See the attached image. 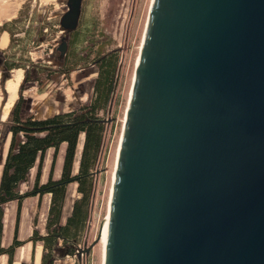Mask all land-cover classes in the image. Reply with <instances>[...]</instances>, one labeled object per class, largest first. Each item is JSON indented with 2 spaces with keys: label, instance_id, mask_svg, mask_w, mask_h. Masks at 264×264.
<instances>
[{
  "label": "water",
  "instance_id": "1",
  "mask_svg": "<svg viewBox=\"0 0 264 264\" xmlns=\"http://www.w3.org/2000/svg\"><path fill=\"white\" fill-rule=\"evenodd\" d=\"M108 215L104 264H264V0L152 1Z\"/></svg>",
  "mask_w": 264,
  "mask_h": 264
},
{
  "label": "rangeland",
  "instance_id": "2",
  "mask_svg": "<svg viewBox=\"0 0 264 264\" xmlns=\"http://www.w3.org/2000/svg\"><path fill=\"white\" fill-rule=\"evenodd\" d=\"M66 2L67 0H0V23L12 15L2 16L5 10L12 12L13 9L14 15L17 11L15 8L18 7L28 13L26 17L21 18V22L9 24L8 28L13 32L11 47L3 49L4 39L0 38L2 42L0 44V165L3 163V156L9 145L8 128L12 109L20 94L23 96L24 115L46 118L61 112L79 110L91 102L98 75V67L94 63L96 56L99 53L117 52L119 60L114 91L106 111L100 113L105 121V133L101 152L93 170L94 179L89 200L87 227L79 244L85 249L97 239L108 216L119 143L152 0H85L82 8V23L87 26L85 39L88 43L80 44L81 46H78L80 48L76 47L79 49L80 56L79 53L74 52L67 60L57 50L64 34L60 27V20L63 11L67 8ZM41 27L43 35L38 36ZM89 51L94 53L86 57ZM6 61L18 62L23 67L8 72L3 66ZM6 78L8 80L4 82ZM15 79L19 80L18 86H8V83ZM10 101L14 102L8 109L6 105ZM83 141L84 136L80 137L78 144L76 167ZM52 157V151L48 152L44 163V177L49 173ZM35 172L34 169L30 175L29 184L22 186L23 191L28 190L26 188L32 184ZM68 193L69 197L73 195L72 201L77 198L76 188L72 185ZM9 206L6 205L5 209H9ZM45 207L46 200L41 201L40 207L37 206L35 209L32 205L30 207V203L26 206L23 226L26 222L29 226L23 227L22 236L29 237L28 231L31 234L33 230H38L41 235L47 233ZM15 213L14 210V220ZM35 218H37L36 223ZM22 236L20 235L19 238ZM27 238L24 237L23 240H28ZM37 245H43V243L37 242ZM30 248L31 244L24 249L29 252ZM79 251L73 256L59 251L56 254V264H102L101 241L94 245L89 254L80 249ZM37 256L39 260L36 263L39 264L40 252ZM28 264H34V262Z\"/></svg>",
  "mask_w": 264,
  "mask_h": 264
},
{
  "label": "trees",
  "instance_id": "3",
  "mask_svg": "<svg viewBox=\"0 0 264 264\" xmlns=\"http://www.w3.org/2000/svg\"><path fill=\"white\" fill-rule=\"evenodd\" d=\"M26 12L22 8L17 19L0 26V32H13L8 28L10 23L21 22ZM43 35L41 27L38 36ZM12 45V43H11ZM87 49L86 47H84ZM90 49V48H89ZM94 51L87 52L89 57ZM81 54H79L80 56ZM77 56V58H79ZM84 57V56H83ZM79 60V59H78ZM118 54L99 53L94 63L98 67L91 102L79 110L61 112L46 118L24 115L22 109L23 96L12 109V117L8 128L9 145L2 163L0 176V255L7 254L8 264H12L15 249L23 244L18 239V226L24 200L50 194L51 203L46 220V234L41 235L34 230L30 241L35 245L42 242L44 253L41 264H56V254L63 251L65 255L77 253L87 227L89 217V200L93 187V170L101 152L105 121L100 113L106 111L115 87ZM4 68L10 72L23 66L18 62H5ZM26 68V67H25ZM21 91V88H20ZM84 136L81 155L76 167V157L80 137ZM66 143L63 169L60 178L54 179V170L62 144ZM53 150L51 169L48 181L41 182L47 153ZM36 170L32 187L26 191L22 186L28 183L33 170ZM77 184L78 197L73 203L71 214L64 217L65 201L71 184ZM17 202L16 228L11 245L2 247L4 231L5 206ZM37 218H35L36 223Z\"/></svg>",
  "mask_w": 264,
  "mask_h": 264
},
{
  "label": "crops",
  "instance_id": "4",
  "mask_svg": "<svg viewBox=\"0 0 264 264\" xmlns=\"http://www.w3.org/2000/svg\"><path fill=\"white\" fill-rule=\"evenodd\" d=\"M15 9H17V11H15L14 15H13V9H12V12L6 11V10H5V12H3L2 16H6L9 14H12V15L9 18H7L6 21H1L0 26H2L6 22H10V21L18 18L21 8L17 7ZM0 38H1V40L4 39V44H2L3 45L2 47H4L3 49H8L9 47L12 46L11 45V43H12L11 42V36H10L9 32H7V31L0 32ZM1 43L2 42H0V44ZM65 149H66V143L62 144V146L60 148L58 158L56 161V164L58 162V165H56L57 167H55V170H54V179L60 178V176L62 174ZM50 151H52V153H53V150H50ZM6 153H7V150L3 156L4 157L3 159H5ZM50 169H51V166H50ZM50 169H49V173H50ZM43 170H44V167H43ZM1 171H2V163L0 165V176H1ZM49 173L47 174L46 177H44V174L42 173V177H41L42 183H45L48 181ZM34 179H35V176H34ZM29 182L25 183L24 185L29 184ZM33 183H34V180H33L32 184H30V186H28L26 189H29L30 187H32ZM71 185L76 188V193H77V184L75 183V184H71ZM70 186H69V188H70ZM78 196L79 195L77 193V197ZM71 197H73V195ZM71 197H69V193H68L66 201H65V207H64V217L65 218H67L71 214L72 208H73V203H74V200L76 199L75 198L72 201ZM28 200H30V202L27 203ZM43 200H46L45 210L48 214V211L50 208V203H51V195L50 194L45 195L41 201H43ZM29 203H30V207L32 205L33 209H35V207H37V206L40 207V199L38 196H36V197H32L30 199L28 198V199L24 200V202H23L22 211H21V216H22V214H23V216H22V219L20 216L19 226H18V239L23 241V244L15 249L12 264H28L31 262H34V264H37L36 263V260H37L36 257H37L38 252H40V257H41L39 264H41V262H42V256L44 253L43 245H37V243L35 245H33V243L29 240L30 237L32 236L34 230L31 232V234H29V231H28V235H30L29 237L28 236H22L23 227L28 228V226H29V224L27 222L23 226V218H24V215L26 212V206H28ZM7 205L8 206L10 205V206L8 207L9 209H5L6 211H5V215H4V231H3V238H2V247H5V248H7L11 245L13 238H14V232H15V228H16V213H17V207H18L17 202H15V201L10 202ZM5 208H7V207H5ZM14 210L16 211L15 220L13 219ZM20 235L22 236V238L21 237L19 238ZM24 237H26V238L28 237L27 238L28 240H23ZM29 244H31V248H30V251L28 252V250L26 251V249H24V248L27 247ZM39 248H40V251H38ZM8 259H9V257L7 254L0 255V264H8Z\"/></svg>",
  "mask_w": 264,
  "mask_h": 264
},
{
  "label": "flooded vegetation",
  "instance_id": "5",
  "mask_svg": "<svg viewBox=\"0 0 264 264\" xmlns=\"http://www.w3.org/2000/svg\"><path fill=\"white\" fill-rule=\"evenodd\" d=\"M84 1H81V6H80V14H79V19L76 27L74 29H65L62 20L66 16L67 12L70 10V6L72 4V0H67L65 10L63 11V14L61 16L60 20V27L62 28V32L64 33L62 36V42L57 46V50L64 55L65 60L70 58L71 53H79V49L76 47L81 46L80 44H85L87 45L88 41L87 36H85V28L87 26L83 24V18H82V8L84 5ZM80 48V47H78ZM80 54V53H79Z\"/></svg>",
  "mask_w": 264,
  "mask_h": 264
},
{
  "label": "bare ground",
  "instance_id": "6",
  "mask_svg": "<svg viewBox=\"0 0 264 264\" xmlns=\"http://www.w3.org/2000/svg\"><path fill=\"white\" fill-rule=\"evenodd\" d=\"M153 1V0H152ZM151 5H152V3H151ZM139 58V57H138ZM138 62V61H137ZM136 69V68H135ZM134 76H135V73H134ZM18 79H15L13 82H10V83H8V86H11V87H17L18 86ZM133 82H134V78H133ZM132 86H133V84H132ZM132 89V88H131ZM130 98V97H129ZM13 102L14 101H10L9 102V104H7L6 105V108H10L11 107V105L13 104ZM127 112V111H126ZM119 146H120V143H119ZM118 151H119V149H118ZM117 155H118V153H117ZM116 162H117V160H116ZM116 164V163H115ZM115 168H116V166H115ZM114 173H115V169H114ZM114 179V178H113ZM112 190V189H111ZM110 200H111V195H110ZM109 206H110V201H109ZM108 214H109V208H108ZM109 216V215H108ZM108 216H107V219L105 220V222H104V225H103V227H102V240H101V244H102V246H103V260H102V264H104V255H105V246H106V240H107V229H108ZM37 258V260L36 261H38L39 260V256H37L36 257Z\"/></svg>",
  "mask_w": 264,
  "mask_h": 264
},
{
  "label": "built area",
  "instance_id": "7",
  "mask_svg": "<svg viewBox=\"0 0 264 264\" xmlns=\"http://www.w3.org/2000/svg\"><path fill=\"white\" fill-rule=\"evenodd\" d=\"M77 253H79V250L77 251Z\"/></svg>",
  "mask_w": 264,
  "mask_h": 264
}]
</instances>
